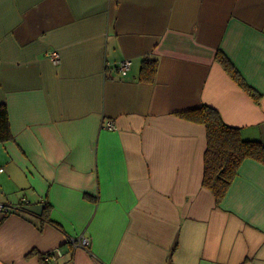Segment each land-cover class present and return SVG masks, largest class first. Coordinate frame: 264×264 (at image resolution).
Returning a JSON list of instances; mask_svg holds the SVG:
<instances>
[{"label":"crops","instance_id":"1","mask_svg":"<svg viewBox=\"0 0 264 264\" xmlns=\"http://www.w3.org/2000/svg\"><path fill=\"white\" fill-rule=\"evenodd\" d=\"M0 102V203L27 205L0 211V264H264V164L217 204L205 127L178 114L207 104L264 142V0H0Z\"/></svg>","mask_w":264,"mask_h":264},{"label":"trees","instance_id":"2","mask_svg":"<svg viewBox=\"0 0 264 264\" xmlns=\"http://www.w3.org/2000/svg\"><path fill=\"white\" fill-rule=\"evenodd\" d=\"M216 57L227 73L255 101L261 99V92L245 79L224 51L218 50ZM157 64L155 57L144 58L139 71V79L153 82ZM178 114L184 119L205 127L207 141L203 154L202 186L213 193L217 204L225 196L244 159L252 158L264 164V142L243 138L240 128L225 123L218 110L212 106L201 104L184 109ZM11 136L7 107L0 102V143L11 139Z\"/></svg>","mask_w":264,"mask_h":264},{"label":"built area","instance_id":"3","mask_svg":"<svg viewBox=\"0 0 264 264\" xmlns=\"http://www.w3.org/2000/svg\"><path fill=\"white\" fill-rule=\"evenodd\" d=\"M46 55L48 56V58L53 61L54 63H59L60 61V55L56 50H50L48 52H46ZM131 64L130 59H124L122 61L119 62V69L120 70H127L129 69ZM105 127H107L108 129H113L114 125L111 121H107L105 124ZM26 205L25 200L22 201L21 203H19L17 206H9V205H4L2 203H0V211L1 212H7L9 210H14V209H22L24 208ZM70 241H72V244L75 246H80V247H87L89 245V239L87 237L81 236L77 239H70ZM62 252L60 250V248H55L51 251H49L48 253L44 254L43 259L45 261H49L50 258L52 257V255H61Z\"/></svg>","mask_w":264,"mask_h":264}]
</instances>
